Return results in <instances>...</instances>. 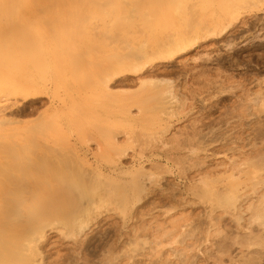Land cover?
Returning <instances> with one entry per match:
<instances>
[{"label":"rangeland","instance_id":"obj_1","mask_svg":"<svg viewBox=\"0 0 264 264\" xmlns=\"http://www.w3.org/2000/svg\"><path fill=\"white\" fill-rule=\"evenodd\" d=\"M92 1L0 0V137H24L60 107L70 119L64 132L79 145L91 170L85 175L93 174L84 179L98 198L79 234L46 231L40 264H264V224L253 220L254 210H264V181L250 187L252 173L241 174L247 187L235 192L233 208L213 195L231 185L224 175L236 163L250 161L258 168L254 175L264 178V0ZM94 1H104L106 11ZM173 4L178 17L171 15ZM20 10L28 19L20 20ZM63 10L78 22L51 20ZM202 16L206 30L199 27ZM177 41L180 50L171 48ZM161 42L165 49L173 42L174 51H162ZM154 50L164 57L151 55ZM122 60L138 66L117 71ZM16 71L43 84L40 99L22 102L15 95ZM106 140L113 147L105 148ZM242 167L248 165L240 166L243 173ZM207 179L209 199L200 193ZM116 183L117 190L124 187L122 201L112 189Z\"/></svg>","mask_w":264,"mask_h":264},{"label":"bare ground","instance_id":"obj_2","mask_svg":"<svg viewBox=\"0 0 264 264\" xmlns=\"http://www.w3.org/2000/svg\"><path fill=\"white\" fill-rule=\"evenodd\" d=\"M85 1L87 4L88 3L87 1H89V3H91L92 0L91 1L85 0ZM104 1L107 4V2H106L107 0H104ZM104 1H102V3L97 2V1H94V2H96L95 4L100 3L101 5H103V6H101V11H102V7H103V11L105 12L106 9H104V6H105V4H103ZM135 1H137V0H135ZM205 1H206L205 3H207V4L209 3L208 0H205ZM243 1L247 2L245 0H243ZM110 2H112V1L110 0ZM119 2L122 3L121 0ZM124 2L126 3V0ZM172 2H173V0H172ZM112 3H110V4H112ZM248 3L250 4V1H248ZM74 4L75 5L77 4L76 0H75ZM169 4L170 3L168 1L167 7L169 8V6H171L169 8V9H171L172 4L171 5H169ZM253 4H255V3L253 2ZM16 5H17V3H16ZM245 5H246V3H245ZM173 6L175 8L174 11H172L173 14L171 13V10H169V11H170L171 15H173L174 17H176V16L178 17V15L176 14V13H178L176 11V9H178V5L176 6L173 4ZM131 7H132V5H131ZM131 7L128 9L130 10ZM162 7H164V6H162ZM203 7L205 8L206 6H203ZM185 8L189 9L188 7H185ZM120 10H121V8H120ZM131 10H133V7ZM131 10H130V13H133ZM190 10L191 9H189V11ZM165 11H167V10H165ZM169 11L164 12L165 17L164 18L162 17L163 19H161V20H164L165 22L168 20V14L166 15V13H169ZM189 11H186L185 13H188ZM195 11L196 10L193 9L192 16H193ZM75 12H76V10H75ZM110 12H111V10H110ZM114 12H115V9H114ZM143 12H144V10L142 9V13H141L142 16L147 18L148 15H146L147 14L146 11L144 12L145 15ZM69 13H71V12L66 11V10L56 11V14L54 15V17L51 18V20L54 22L60 23L63 26H66V25L72 26L76 23V21L78 22V19H77V17H75V15L69 14ZM148 13H149V11H148ZM160 13H162V12H160ZM185 13L183 12V15ZM19 14H23L22 15L23 17L21 16L20 20H23L24 18L28 19L27 16H24V13L21 10L19 11ZM82 14L81 15L83 16V19H86L87 16L85 17L83 12H82ZM157 14H159V13H157ZM195 14L193 17L194 20H195V16H196ZM128 15L130 16L131 14H128ZM161 15H163V14H161ZM189 15H191V13ZM118 16H119L118 18L122 17V20H124V19L126 20V18H124L126 16L125 14H119ZM133 16H134V13H133ZM160 16H159V18H160ZM166 16H167V19L165 20ZM150 17H151V15H150ZM6 18H8V17H6ZM190 18H192V17H190ZM190 18L188 21L189 23L192 22V19H190ZM45 19H47V17ZM79 19H80V17H79ZM83 19L82 18L80 19L81 22ZM128 19L129 18H127V20ZM144 20H146V19H144ZM149 20H151V19L149 18ZM154 20L156 23L157 20L155 18H154ZM217 20H218V18H217ZM48 21H49V19L44 21V22L47 23ZM119 21L121 22V20H119ZM168 21L166 23L170 22V21L169 22ZM173 22H175V21H173ZM15 23H16V21H15ZM29 23H32V22H29ZM101 23H103L102 20H101ZM134 23H135V21H134ZM189 23L187 24V22L185 21L184 22V24H185L184 28L190 32L192 26H190ZM195 23H196V21H195ZM199 23L201 24L199 27L202 26L201 28H204L206 30L207 22H206V18L204 16H202L200 18ZM117 24L120 25L121 23H117ZM28 25L27 26L30 27V24H28ZM100 25H102V24H100ZM128 25H130V24H128ZM16 26H17V24H16ZM20 26H22V25H20ZM133 26H134V24L132 23V27ZM159 26H160V24H159ZM186 26H190L191 27L190 30H189V27L187 29ZM17 28H18V26H17ZM120 28H121V26H120ZM201 28H199V29H201ZM209 29H210V27L207 29V31ZM137 30L138 29H136V31ZM122 31H124V30L122 29ZM182 31H183V29H182ZM124 32H126V31H124ZM127 32H128V30H127ZM199 32L201 33V30H199ZM203 32H205V31H203ZM203 32L201 34H205ZM197 33H198V31H197ZM185 34H186V32H185ZM196 35H199V34H196ZM193 36H195V35H193ZM186 37H188V35ZM186 37H185V39H186ZM167 39L169 40V37ZM182 39L184 40V44H185V41L187 39L186 40L184 38H182ZM191 39H193V37ZM183 40H182V42H183ZM170 41L171 40H169V42ZM162 42L160 45L161 47L160 46L159 47L160 48L163 47L164 52L166 51V53H167L168 49H171V48L174 50H180L181 49V48H179L178 41L176 42L178 44L177 48L176 47L174 48L173 45H172L173 47H171V44H173V42H172L170 44V46L167 47L168 49H165L168 43L166 42V46L164 45L165 46L164 47V46H162L164 44V43L162 44ZM142 43H145V42L143 41ZM174 45H175V43H174ZM186 45H188L187 42H186ZM144 46H146V44ZM175 46H177V45H175ZM159 47L157 49H159ZM169 47H171V48H169ZM163 48H162V51H163ZM144 49L145 48L143 47L142 52L145 51ZM171 50H170V52L174 51V50H172V51ZM155 52L156 51L154 50V52H150V53H151V55H153V54H154V56L156 55L155 57H157V55H159L160 53H161L160 55H162L164 53V52L162 53L161 50L157 54ZM146 54H148L147 51H146ZM138 56L140 58L143 57L142 54H140L139 52H138ZM138 56H135V57H137L139 59ZM162 56L164 57V54ZM162 56H160V58H162ZM122 62L119 63L118 61H116L117 66L114 68L118 69L117 71H123L127 67H128V69H129V67L130 68L132 67L130 69V70H132L136 66H138V65H133L135 63H132V62H131L132 64L130 65L128 63V60L126 61V64H124L125 60H122ZM114 65H116L115 62H114ZM112 68H113V66H112ZM113 71H116V70H113ZM23 75L21 72L16 71L14 74V76H15L14 82L12 81L14 86L9 84V85H11V87L13 86L14 89H16L15 95L20 97L22 99V102L35 99L36 97H38L40 99L39 96L41 94H43V88H44L43 84H40L36 81H31L30 79H25L22 77ZM25 76H27V75H25ZM0 82H2V81H0ZM10 83H11V79H10ZM163 92H165V91H163ZM164 97H166V96H164ZM258 98H260V97H258ZM261 99H262V102H264V97H262ZM30 104L32 105V103H30ZM260 104H262V103H260ZM262 105H264V104H262ZM20 106L21 107L18 108L17 110L22 111L23 106L22 105H20ZM62 112L63 111L60 110V107L56 106L54 108L53 107L50 108L47 113L43 114L39 118L38 122L29 126L28 128H26L23 131V133L27 132L26 134H24V137L15 138L12 136L7 137V136H3V135L0 137V264H40L42 258H41V251L39 250V243L46 236V231L49 229H56L68 238L73 237V235H77L81 232L83 227L86 225L90 211H92L94 208L97 207L96 205L98 204V200H97L98 198H95L96 200L93 198V190H95L93 188L94 186L91 183H90L91 185L87 184V181L85 180L86 178L89 179L93 174L92 175L90 174L91 176L89 175V177H87L85 175L86 174L85 172L89 171V169H87L85 167V165L87 164V161L85 160L84 156H81V154H79V150H80L79 145H77V143L75 141H72L68 137L67 133L64 132L63 127L66 123V120L70 121V119H67V116H64L62 114ZM61 114L64 117H62ZM63 119H64V121H63ZM38 135H40V136H38ZM105 139L106 138L104 137V140ZM104 143H105V148H107V149L110 146L113 147V145H111L112 143L109 142L108 140H106ZM112 149L113 148H111V150ZM101 153H102V151H101ZM257 159H256V161H257ZM248 160H250V159H248ZM261 160H259L260 164H261ZM253 161H254V159L253 160L251 159V162H253ZM249 162L246 163L244 161V163H246L245 165L246 166L248 165V168L246 169V168L242 167L243 173L241 172L242 169L240 170L241 165H243L245 167L244 164H241L242 162L239 163V166L236 165L237 163L235 164L236 166L233 165L234 167L231 168V170L228 168L231 171V172L229 171V173H228V171L225 170L227 175H224V174L223 175L225 177L227 176L231 180L232 183L230 185L229 184L230 182H229L228 183L229 185H227L226 180L228 178H225L226 180L224 179L225 180L224 183H226V186L224 188L222 187L221 191H218L215 193L213 192L214 194L212 193L213 190L211 188H209V186H208V184H209L208 179L202 180L201 181L202 185L200 184L201 185L200 193L202 191V194L204 196L207 195L206 196L207 198H208V194H209V196H211V194H213L214 197L216 198L215 199L216 202L220 206L221 205H225V206L229 205V206H232V208H233L235 206L234 204H235L237 197H238V195L236 196L235 192L238 189L241 190L240 185L245 184L248 181V183H250L249 186L253 187L254 185L259 183L260 181L261 182L264 181V178H262V176H260L262 178L260 180V177L258 175L257 176L259 178L256 175H254L256 172H258V170H257L258 168L256 169V166L254 165L255 166L254 167L251 163L249 164ZM233 163H234V161H233ZM70 164H73L75 167L73 168V166ZM250 166H252V168H255V169L250 168L252 170V171H250V169H249ZM245 170L247 171V173H245ZM261 170H264V168H262ZM248 171H249V173H248ZM89 172L91 173V170ZM208 172H206V173H208ZM250 172L252 173L251 175H249ZM220 173L222 174V172H220ZM259 173H260V171H259ZM87 174H88V172H87ZM211 174H213V173H211ZM241 174H242V176L245 174H247V176L249 175L248 178H246L247 181L244 179H243L244 182L242 180L238 181L241 177ZM49 175H50V178H48ZM84 175L86 176L85 179H84V177H85ZM261 175H264V174L261 173ZM41 176H43V177H41ZM209 176H210V173H209ZM256 178H258V179H256ZM55 179L57 181H58V179L63 180L64 182L67 183V185L63 186L62 184H58V183L55 184L56 183ZM221 179H222V177H221ZM85 181H86V183H85ZM220 181H218V182H220ZM88 182H94V180L91 179V181H88ZM211 182H212V179H211ZM95 184H96V182L94 183V185ZM98 185H95V186H98ZM104 185H106V184H104ZM112 186H113V184H112ZM117 186L122 188L121 185L119 186L118 183H116V186L114 185V187H112V189L113 188L116 189L115 193L119 194L120 197H118V199H120V201H122V199L124 198V191L125 190H123L124 189V187H123V189H118V190H120V191H118ZM102 187H100V188L102 189ZM105 187L107 189L108 186H105ZM244 187H247L246 184ZM95 188L97 190V189H99V186H98V188L97 187H95ZM137 188H138V185H137ZM101 189H100V191H101ZM110 193H111V190L109 192V189H108V191L106 190L104 194L108 195ZM240 193L242 194V192H240ZM100 194H102V193H100ZM202 194H200V195L203 196ZM94 195H96V193ZM99 198H100L99 199V201H100L101 197H99ZM81 199L86 201V204L84 205V207H82L83 206L82 204H84V202H81ZM93 199H94V201H92ZM92 202H95V203H92ZM213 202H214V200H213ZM94 205L96 207H93ZM262 209H264V208H261V210ZM262 211H264V210H262ZM262 211H260V208L254 210L255 215H254L253 220H255V221L259 220L260 225L264 224V212H262ZM257 243H259V242H257ZM260 245H261V243H260ZM239 258H241V257H239ZM244 259H246V258H244ZM254 259H255V257H254ZM254 259H252V260H254ZM258 259H259V257H258ZM249 260H250V258H249Z\"/></svg>","mask_w":264,"mask_h":264}]
</instances>
